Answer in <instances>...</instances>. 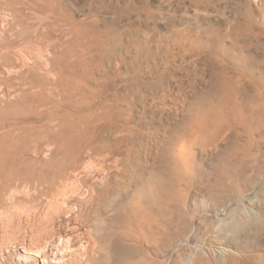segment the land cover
Instances as JSON below:
<instances>
[{
    "label": "rangeland",
    "instance_id": "obj_1",
    "mask_svg": "<svg viewBox=\"0 0 264 264\" xmlns=\"http://www.w3.org/2000/svg\"><path fill=\"white\" fill-rule=\"evenodd\" d=\"M241 1H57L65 7L62 18L73 20L72 26L77 21L73 49L87 53L86 61L93 64L88 65V83L73 81L65 87L68 96L58 112L66 120L56 122L61 140L75 152L84 144L83 148L107 146L126 170H136L113 169L110 174L111 192L119 195L124 211L143 201L138 197L144 193L140 184L150 193L155 236L150 244L132 243L133 264H264V66L257 63L263 57L261 50L245 45L239 51L231 44ZM25 12L34 17L29 9ZM49 28L46 32L64 46L65 28ZM77 39L92 46L79 48L82 44L78 46ZM212 56L221 57L219 63L234 71L229 73L234 79L239 72L244 76L239 78L241 84L234 85L237 94L229 90L228 97L237 104L238 119L232 117L233 131L216 141L211 135L206 138L209 132L201 139L211 142L195 141V136L188 140L186 158L175 164L164 150L175 133L189 127L194 98H214L219 105L216 99L223 97L224 89L210 63ZM32 110V106L14 108L16 117L10 121L31 116L27 125L48 126V118L41 119L39 114L50 109ZM62 157L47 153L43 168L54 167ZM104 158L106 154L81 153L89 168ZM72 186L73 181L57 182L49 194L62 197ZM142 210L134 208L140 221ZM145 255L149 256L146 261Z\"/></svg>",
    "mask_w": 264,
    "mask_h": 264
},
{
    "label": "bare ground",
    "instance_id": "obj_2",
    "mask_svg": "<svg viewBox=\"0 0 264 264\" xmlns=\"http://www.w3.org/2000/svg\"><path fill=\"white\" fill-rule=\"evenodd\" d=\"M57 1L0 0V264H133L136 254L132 243L142 240L150 244L154 238L150 193L146 192L145 184H140L144 193L138 197L143 201L134 207L143 208V221H140L135 217L133 207L124 211L119 195L111 192L110 185L113 169L119 172L134 169L126 170L116 152L107 146L89 144L83 148L84 144L75 152L61 140L62 133L56 122L66 120L58 112L60 105L64 104L61 102H65L68 96L65 87L73 81L88 83V65L93 64L86 61L87 53L84 55L73 49L76 20L72 26L73 20L63 19L61 10L65 7L58 5ZM25 9H29L34 17H28ZM30 19L36 22L30 24ZM233 22L231 34L234 41L231 44L234 49L240 51L248 45L261 50L263 57H257V63L264 66V0H242ZM58 26L65 28L67 43L64 46L63 41L53 39L49 30L46 32L49 27ZM98 35L102 37L101 33ZM82 42L77 39L76 44H82L79 48H90L91 44L85 46ZM220 59L212 56L210 63L224 89L223 97L216 99L219 105L214 103V98H194L191 103L194 114L188 119L189 127L175 133L164 150V156L175 164L186 158L187 141L194 136L197 137L195 141L202 140L205 144L211 140L201 139L207 132L209 136L206 138L211 135L216 141L222 134L233 131L235 121L232 117H237L239 109L228 98L229 90L237 94L234 85L241 84L244 76L240 74L242 78L239 79V72L238 80L231 77L229 73L232 75L234 71H227L223 63H219ZM27 106H32L33 112L49 108L48 116L43 111L39 114L41 119L48 118V126L27 125L31 116L20 122H11L16 117L12 109ZM211 125L213 128L209 131ZM194 140L190 143L193 144ZM83 151L89 156L106 154L107 159H99L89 168L81 160ZM47 153L53 158L61 153L63 157L55 162L54 167L45 169L42 164L46 163L44 157ZM61 181L66 184L73 181L70 193H64L62 197L49 194ZM148 257L145 255L143 260Z\"/></svg>",
    "mask_w": 264,
    "mask_h": 264
}]
</instances>
